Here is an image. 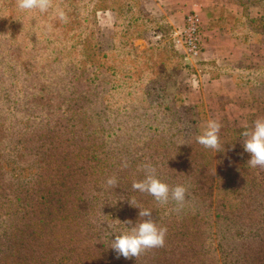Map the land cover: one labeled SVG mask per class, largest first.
I'll use <instances>...</instances> for the list:
<instances>
[{
  "label": "rangeland",
  "instance_id": "rangeland-1",
  "mask_svg": "<svg viewBox=\"0 0 264 264\" xmlns=\"http://www.w3.org/2000/svg\"><path fill=\"white\" fill-rule=\"evenodd\" d=\"M12 2L16 22L0 19V264H264V167L244 149L241 167L197 151L208 111L185 82L200 58L178 32L199 11L174 25L143 0H52L46 12ZM219 135L220 148L232 144ZM146 164L188 189L183 207L132 188ZM208 176L220 177L213 196L200 189ZM130 199L167 228L138 259L110 246L140 219Z\"/></svg>",
  "mask_w": 264,
  "mask_h": 264
},
{
  "label": "crops",
  "instance_id": "crops-1",
  "mask_svg": "<svg viewBox=\"0 0 264 264\" xmlns=\"http://www.w3.org/2000/svg\"><path fill=\"white\" fill-rule=\"evenodd\" d=\"M143 4L145 10L154 12L153 16L174 25L183 22L184 14L192 9L199 11L204 48L197 73H187L188 99L191 102L193 98L194 103H201L208 111V117L200 122L203 126L209 120L222 121L223 136L250 129L254 123L249 115L257 109L242 102L250 98L257 86L258 72L264 69V2L247 0L250 10L256 8L248 16L242 10L236 11L245 4L239 0H143ZM237 76L246 80L239 84ZM243 149L239 143V155L246 162Z\"/></svg>",
  "mask_w": 264,
  "mask_h": 264
},
{
  "label": "clouds",
  "instance_id": "clouds-1",
  "mask_svg": "<svg viewBox=\"0 0 264 264\" xmlns=\"http://www.w3.org/2000/svg\"><path fill=\"white\" fill-rule=\"evenodd\" d=\"M51 3L52 0H17L19 9H39L41 12H46ZM59 15L62 19H66L63 12H60ZM220 130L221 124L217 120H209L202 133L196 136V142L206 149L219 152ZM243 136L246 138L243 143L244 150L251 154V158L247 161L248 166L251 168L264 167V118H257L253 126L244 131ZM144 168L145 177L143 180L133 182L132 188L134 190L153 196L161 205H166L172 200L176 202L177 206H184L190 196L185 186L170 187L167 182L155 175L154 167L146 164ZM106 185L115 188L118 185L117 178L115 176L109 177ZM130 203L140 209V219L129 230L116 234L115 239L111 240L110 246L115 250L118 257L123 256L126 259L136 257L138 259L142 252L164 246L167 228L156 223L155 219L152 218V210L141 208L134 199H130ZM125 223L131 225L132 221L129 220Z\"/></svg>",
  "mask_w": 264,
  "mask_h": 264
},
{
  "label": "trees",
  "instance_id": "trees-1",
  "mask_svg": "<svg viewBox=\"0 0 264 264\" xmlns=\"http://www.w3.org/2000/svg\"><path fill=\"white\" fill-rule=\"evenodd\" d=\"M1 1V4H0V12L1 11H4L3 14L0 13V19L3 18L4 20H6L9 16V14L11 13V18L14 20L13 23L16 22V18H15V10L14 8H12L14 6L13 2L14 0H10V4L7 2L8 0H0ZM3 1V2H2ZM134 1V0H131V2ZM264 0H260L258 1V3H261L263 4ZM107 7L105 6H102L100 7V10H103ZM108 9V8H107ZM115 10V9H113ZM117 13V12H116ZM142 13V12H141ZM138 16V18H143V14H141ZM145 16V15H144ZM140 20V19H139ZM143 20V19H141ZM145 20V19H144ZM143 20V21H144ZM146 21L148 22V19H146ZM14 27V25H13ZM199 64L201 66V62L199 61ZM189 72H192V73H195L196 72V69H194L192 66H191V69L189 70ZM243 74H245L244 71H242ZM259 77H257V83H256V87L254 89H252V91L250 92V97L255 99V103L257 104L258 106V110L252 114L249 115V119H250V122L251 123H254V121L257 119V118H263L264 117V98H261L260 97H263V89H264V69L263 70H260L259 72ZM238 78L237 79V82L240 84L241 83V80H246L244 77L239 78V76H237ZM253 80V78H251ZM259 89V90H258ZM250 98V99H251ZM253 102V103H254ZM244 132V131H243ZM243 136V133L241 131L237 132V131H231V133H228L226 135V140L228 141L227 143H232V144H229L228 146H224L222 148H220L219 152H217L216 150H208L210 153H208V156L209 157H212L214 152H216L217 156H221L224 158V165L227 166V167H234V166H237V167H241V165H245V161L242 159V157L239 155V151H238V146H239V143H238V138ZM199 149L197 151H201V153L204 151V147L202 145H199L198 146ZM204 154V153H203ZM215 155V154H214ZM208 161V160H207ZM208 164V163H207ZM219 178L218 176H208L207 180L205 181V185H202L200 187V189H204L205 191H210L213 196L214 192L216 191L217 189V182H219ZM241 180V177L240 176H234V178H231L230 180L228 179L227 181H230V182H237L238 180ZM257 178L256 176L253 177V181L251 182V184H256L257 187H259L260 183H257V181H255ZM255 181V182H254ZM195 182L199 183L198 180H195ZM202 183V182H201ZM218 190V189H217ZM236 204L234 205V207H238L240 208L241 205L243 204H240L237 200H235ZM226 205H227V200L224 199V202L222 204V208L223 209H226ZM243 207V206H242ZM264 208V206H263ZM256 237L257 238H260V233L256 230Z\"/></svg>",
  "mask_w": 264,
  "mask_h": 264
},
{
  "label": "built area",
  "instance_id": "built-area-1",
  "mask_svg": "<svg viewBox=\"0 0 264 264\" xmlns=\"http://www.w3.org/2000/svg\"><path fill=\"white\" fill-rule=\"evenodd\" d=\"M179 42L185 48L189 59H199L203 51V26L196 11L190 12L184 27L178 32Z\"/></svg>",
  "mask_w": 264,
  "mask_h": 264
}]
</instances>
